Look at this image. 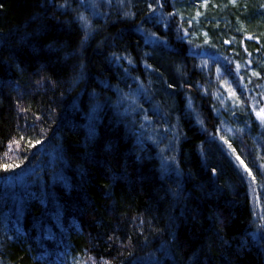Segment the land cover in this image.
I'll list each match as a JSON object with an SVG mask.
<instances>
[{
    "label": "trees",
    "instance_id": "trees-1",
    "mask_svg": "<svg viewBox=\"0 0 264 264\" xmlns=\"http://www.w3.org/2000/svg\"><path fill=\"white\" fill-rule=\"evenodd\" d=\"M94 2L0 0V170L12 172L13 166L20 172L18 189L27 188L26 179L45 188L46 177H62L60 167H29L39 178L21 165L32 158L53 161L57 154L72 170L68 199L85 228L79 237L69 226L61 241H84L100 264L123 259L124 264H155L156 248L171 251L170 264H264V223L251 226L264 205V16L259 12L254 22L238 14V7L229 9L226 0H216L225 11L210 15L222 26L218 34L210 32L204 15L199 29L208 31L207 41L197 42L212 61L191 52L187 62L184 48L193 44L169 27L173 21L157 24L178 44L164 42L153 56L146 50L135 29L140 28L135 6L134 12L124 8L119 22L95 24L98 33L86 42L87 32L75 23L84 15L95 23ZM260 7L264 0L251 6ZM225 35L229 41L221 39ZM137 65L157 74L147 76ZM6 75L16 84L7 85ZM232 109L256 132L227 124ZM141 110L151 112L141 117L150 120L146 125L135 123ZM145 148L170 157L165 161L183 174L185 186L178 178L169 180V170L159 174L145 159ZM236 159L249 169L237 166ZM1 176L0 262L31 264L37 237L18 230L22 193L6 190ZM44 192L29 197L27 207L35 215L33 222L26 216L30 226L45 220ZM5 199L12 203L3 204ZM249 200L258 206L250 208ZM57 213L68 228L65 215ZM46 225L51 235L61 231L52 220ZM247 229L258 233L251 237Z\"/></svg>",
    "mask_w": 264,
    "mask_h": 264
},
{
    "label": "bare ground",
    "instance_id": "bare-ground-1",
    "mask_svg": "<svg viewBox=\"0 0 264 264\" xmlns=\"http://www.w3.org/2000/svg\"><path fill=\"white\" fill-rule=\"evenodd\" d=\"M93 4V11L92 14L94 17H97L95 20V23H91V21L88 18H93L91 16H81L83 19L80 17V21H76L75 26L81 31L82 34H84V30L88 34V40L86 42H89V39H91L94 35L98 33L97 29H95V24L99 23H106L108 20H110L109 23H116L124 19L126 16L123 13L124 8L126 7H131L129 9V12H134V10L138 9L137 13V21L138 26L135 27V29H139L140 31H137L140 36L141 40L146 47V50H149L150 53H153L152 56L155 53V50H158L161 46L166 44H178V38L172 37V36H165L164 30L166 27H159L157 23L160 24L159 21H173L169 25L170 28H173L175 32H179V35L182 37L183 40L186 41V44H193L189 48L186 47L184 48L185 52V57L187 58V62H191L192 57H191V52L194 57L197 58H202L204 57L205 59H208L212 61V59L209 57V51L206 50H201L197 49L199 44L197 43L199 39L201 42L207 41V34L208 31L203 28L202 30L199 29L200 26L197 27L198 30H196L197 24H201L203 22L204 18H200L199 12L202 10V5H205L206 7H209L212 11L214 12H224L225 10H222L219 8V6L216 5V0H197L193 6H190V4L185 3L183 5H179V2H173L169 0H94ZM141 1V2H140ZM227 5L229 9H233L234 7H238V14L244 13L247 18H252V20L255 22L257 15L260 12V15L264 16V9H259L256 8H251L252 4L254 2H257L259 0H250L252 1L251 5H248L247 1L248 0H226ZM263 1V0H261ZM189 2V1H188ZM102 3H105L104 6H102ZM190 3V2H189ZM240 4V5H238ZM237 5V6H236ZM135 6L136 9H132V7ZM191 8L193 12H190L191 14L188 15V9ZM259 10V11H258ZM83 11V9H82ZM76 12V10L74 11ZM186 14V16H185ZM199 16V17H198ZM198 19V20H197ZM159 20V21H158ZM176 20V21H175ZM226 20V19H225ZM223 21V23L225 22ZM136 21V24H137ZM210 23L215 26L216 22L214 21L213 18H210ZM239 26V25H238ZM264 26V25H263ZM218 27V26H217ZM239 32H244L242 31V27L239 26V29H237ZM158 31V33H156ZM200 31L203 33L201 34ZM254 33V32H253ZM247 39L250 38L254 40L255 42L258 41V37L252 36L251 34H245L243 35ZM178 49V50H182ZM127 50V49H126ZM149 53V54H150ZM195 53V54H194ZM198 54V55H196ZM177 57V55H175ZM157 57L156 55L154 58ZM130 59V57H128ZM232 60L233 58L230 57ZM134 63H136L135 59H131ZM198 62L192 63V68L197 67ZM138 66V65H137ZM141 73H144L147 76H152L156 75L157 71L155 69L150 72V71H144V67H142V70L140 66H138ZM248 69L250 70L251 66ZM191 68V69H192ZM6 77H9V75H6ZM9 80L7 81V85L10 84H16V81L10 80L11 78H8ZM86 103V101H85ZM93 102L90 101V107H93ZM157 108V107H156ZM158 109V108H157ZM148 116V113H151L147 110H141L140 113L136 111V119H137V124H143L146 125V122H150V120H143L141 117L143 114H146ZM156 116H161L163 120H168L167 116H164L165 114L161 112H156L154 113ZM228 121L227 124L232 125L234 124L235 128L238 130H247L250 132H256L253 126L250 124L244 126L241 124L240 116L234 109H232V113L227 115ZM88 120H86L87 122ZM140 121V122H139ZM85 124V122H84ZM263 126L260 125V129H262ZM157 131V130H156ZM160 132H163L160 130ZM169 133H173V131H168ZM177 132V130L175 131ZM138 147V146H137ZM145 150H142L141 152L143 155L147 156L145 159L153 161L155 163V167L158 171V173L164 172V170H169L167 172L168 174V179L172 180L174 178H178L181 185L185 186V182H187L186 178H184L183 174L179 171L176 170L174 167H172L170 164H168L165 160H167L169 163L171 162L170 157L168 156H161L159 154H152V151L145 148ZM155 151V150H153ZM156 152V151H155ZM211 155V153H210ZM56 159H53V161H48V160H40V163L32 158L31 160L27 161L26 163H23L22 168L28 169V173L31 175H34L35 177L40 176L36 173L30 172L29 167L31 166H37L40 164L41 169H44V165L48 167V169H55L60 167L62 170V177L61 178H56V177H46L44 181L45 188L43 187L42 183L38 181H30L29 179H26L24 182V186L27 187L23 190L18 189L17 184L20 179V172L19 171H14L16 168L11 166L10 169L12 172L9 171H1L0 174H2L1 179L2 181L5 182V189L12 191L16 193V195H19L22 193V198L19 201L18 198H16L17 201L20 202L19 208L21 209L22 213V218L20 220V225L18 227L19 232L21 233L22 236L28 237L29 235L31 236H36L37 237V244H34V246H31V252L30 258H31V264H85L86 261H90L92 264H100V260L97 257L93 256L91 253V248L86 245L84 241L78 240L77 239H68V241L62 242L61 240V235L66 236L67 232L70 227H76L77 231L79 232V237L85 235V228L81 222V220L78 218L76 214H74V209L76 211V206L72 205L71 202L68 199V195L70 194L71 189H69L72 185V177H71V172L72 170H69L67 167L65 168L64 165L61 164L60 158L56 154ZM43 158V157H42ZM209 158V157H208ZM226 158V156H225ZM62 159V157H61ZM207 160L206 156L202 157V162H205ZM244 162L242 160L236 159V165L237 166H244ZM43 167V168H42ZM231 168H234L232 165ZM67 170V171H66ZM172 171V175H171ZM235 171V169L233 170ZM6 172V173H5ZM25 178H27V175H24ZM254 182L256 180L254 179ZM254 190H256L258 193L261 191V188L257 185H253ZM44 190L46 192L43 193V195L47 196L48 202L44 206L45 212H44V217L45 220H38V225L30 226L32 224L35 215H33V211L28 209L27 204L29 201L31 202V198L29 197L33 196L34 194L40 193L41 190ZM67 196V197H66ZM3 204L5 205H10L12 201L10 199H5L3 200ZM37 201V199H36ZM249 207H257L258 205L254 204L252 205V202L249 200L248 201ZM67 209L69 212H66ZM61 213L62 215H65L66 217V223L68 228L65 226V224L60 221V215L58 213ZM71 212V213H70ZM253 212V211H252ZM26 216L32 222L30 224H26ZM252 216V215H251ZM53 221L56 223V226L61 230L56 236L51 235L47 231V223L48 221ZM264 223V205L260 206V216L259 219L254 218V222L252 223L251 226H256L257 224H263ZM254 228V227H252ZM248 230V229H247ZM258 233L257 230L254 229H249L247 231V234L251 237L255 236ZM73 240V241H72ZM60 241V242H58ZM155 241V240H152ZM75 242V243H74ZM154 246L156 243H153ZM78 246H81L83 249H80ZM153 246V245H152ZM153 246V247H154ZM148 248H150L147 245ZM156 248V247H154ZM85 250V251H84ZM153 263L155 264H170L171 261H173V256L171 255L170 250H166L165 248H156L155 251L153 250ZM13 260H10L9 264H15L12 262ZM106 264H109L108 262H104ZM125 260L123 259L121 264H124ZM0 264H5V262H0ZM149 264V263H148ZM174 264V262H173Z\"/></svg>",
    "mask_w": 264,
    "mask_h": 264
},
{
    "label": "rangeland",
    "instance_id": "rangeland-1",
    "mask_svg": "<svg viewBox=\"0 0 264 264\" xmlns=\"http://www.w3.org/2000/svg\"><path fill=\"white\" fill-rule=\"evenodd\" d=\"M226 9V8H225ZM212 13V10L209 8V7H206L205 5H202V10H200V12H199V15H201L200 16V18H203L204 17V15H206L205 16V20L206 19H209V18H212V16L210 15ZM219 13V12H218ZM203 14V15H202ZM220 15V14H219ZM199 17V16H198ZM223 19V18H222ZM226 18H224V20H225ZM198 20V19H197ZM235 23V22H234ZM200 24H197V26H196V30H198L197 29V27L199 26ZM218 26V27H217ZM220 26H222V25H218V24H216L215 26H213L211 23H206V27L207 28H209V30H211L210 32H213V33H217L218 32V28L220 27ZM229 27V26H228ZM243 27V26H242ZM224 28V27H223ZM200 33L201 34H203L201 31H200ZM218 34V33H217ZM240 34V33H239ZM252 36H254V35H252ZM228 37L229 36H224V37H222L221 39L222 40H224V42L227 40V41H229L228 40ZM230 40H232V37L230 38ZM240 43H241V41L240 40H238ZM262 45V44H261ZM263 45H264V43H263ZM261 63H263V61H261ZM262 103H261V109H262V113H261V116L262 117H264V96L262 97ZM164 141H166V144H169V140L168 139H163ZM244 166V168L245 169H249V167L248 166H246V164L244 163L243 164Z\"/></svg>",
    "mask_w": 264,
    "mask_h": 264
},
{
    "label": "snow or ice",
    "instance_id": "snow-or-ice-1",
    "mask_svg": "<svg viewBox=\"0 0 264 264\" xmlns=\"http://www.w3.org/2000/svg\"><path fill=\"white\" fill-rule=\"evenodd\" d=\"M81 19H83V17H81ZM258 115H259V113H258ZM262 118H264V117H262ZM37 143H40L39 141H37ZM5 167H7V166H5ZM213 171H215V170H213Z\"/></svg>",
    "mask_w": 264,
    "mask_h": 264
}]
</instances>
